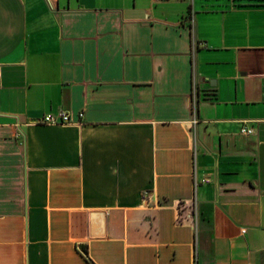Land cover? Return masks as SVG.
<instances>
[{
	"label": "crops",
	"instance_id": "1",
	"mask_svg": "<svg viewBox=\"0 0 264 264\" xmlns=\"http://www.w3.org/2000/svg\"><path fill=\"white\" fill-rule=\"evenodd\" d=\"M0 264H264V0H0Z\"/></svg>",
	"mask_w": 264,
	"mask_h": 264
},
{
	"label": "built area",
	"instance_id": "2",
	"mask_svg": "<svg viewBox=\"0 0 264 264\" xmlns=\"http://www.w3.org/2000/svg\"><path fill=\"white\" fill-rule=\"evenodd\" d=\"M194 94V92H193ZM194 99H195V96H194ZM194 103L195 101H193L192 103V106L194 108ZM78 115L79 117L82 115V112L79 111L78 112ZM39 121L41 122H45V123H63V122H69L70 119L68 117V113L67 111L65 110H59L57 112H46L44 114H42L39 118H38ZM239 130L243 133H251L252 132V128L250 126H245V125H242L240 126ZM201 181H204V182H207L209 181V178L208 177H203L201 179ZM197 180L195 179V176L193 178V185L195 186ZM149 195V191L148 190H143L142 191V199L145 200ZM193 211L192 207H191V203L189 205V213L191 214ZM185 216H181V215H177L176 217V221L177 222H181L182 220H184Z\"/></svg>",
	"mask_w": 264,
	"mask_h": 264
},
{
	"label": "trees",
	"instance_id": "3",
	"mask_svg": "<svg viewBox=\"0 0 264 264\" xmlns=\"http://www.w3.org/2000/svg\"><path fill=\"white\" fill-rule=\"evenodd\" d=\"M80 251H81V253H82V255L88 260V261H90V259L87 257V255H86V250H85V246L84 245H82L81 247H80Z\"/></svg>",
	"mask_w": 264,
	"mask_h": 264
}]
</instances>
